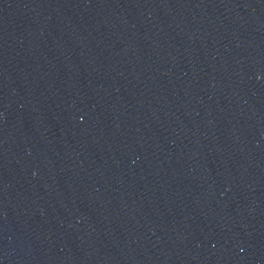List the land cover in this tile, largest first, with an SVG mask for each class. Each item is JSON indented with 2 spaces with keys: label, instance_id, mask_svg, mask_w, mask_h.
I'll list each match as a JSON object with an SVG mask.
<instances>
[{
  "label": "water",
  "instance_id": "1",
  "mask_svg": "<svg viewBox=\"0 0 264 264\" xmlns=\"http://www.w3.org/2000/svg\"><path fill=\"white\" fill-rule=\"evenodd\" d=\"M0 264H264V0H0Z\"/></svg>",
  "mask_w": 264,
  "mask_h": 264
}]
</instances>
